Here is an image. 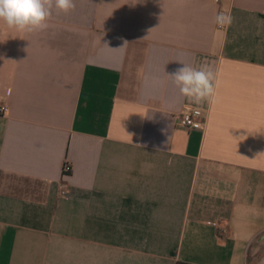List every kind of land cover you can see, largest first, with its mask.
<instances>
[{"label": "crops", "instance_id": "crops-1", "mask_svg": "<svg viewBox=\"0 0 264 264\" xmlns=\"http://www.w3.org/2000/svg\"><path fill=\"white\" fill-rule=\"evenodd\" d=\"M74 2L0 22V264H264V0Z\"/></svg>", "mask_w": 264, "mask_h": 264}, {"label": "clouds", "instance_id": "clouds-1", "mask_svg": "<svg viewBox=\"0 0 264 264\" xmlns=\"http://www.w3.org/2000/svg\"><path fill=\"white\" fill-rule=\"evenodd\" d=\"M53 7L68 13L75 8V2L74 0H0V22L19 31H43L48 27L47 20L51 16ZM215 22L220 27H226L231 25L233 17L231 14L221 12L216 15ZM126 44L125 41L124 46ZM178 62L183 66L178 67L168 76L179 89L180 94L197 105L205 101L215 102L216 84L212 69L207 64L193 67L182 61Z\"/></svg>", "mask_w": 264, "mask_h": 264}, {"label": "built area", "instance_id": "built-area-1", "mask_svg": "<svg viewBox=\"0 0 264 264\" xmlns=\"http://www.w3.org/2000/svg\"><path fill=\"white\" fill-rule=\"evenodd\" d=\"M217 3L221 1H232V0H214ZM225 13L224 10L220 9L218 13ZM217 13V14H218ZM218 29H225L226 27H220L216 24ZM7 111V107L5 105L0 106V114H4ZM176 125L182 129L186 130H201L204 127V120L201 118V113L196 109H186L182 113H179L175 117ZM70 170V166L68 164L64 165V172L67 173Z\"/></svg>", "mask_w": 264, "mask_h": 264}]
</instances>
